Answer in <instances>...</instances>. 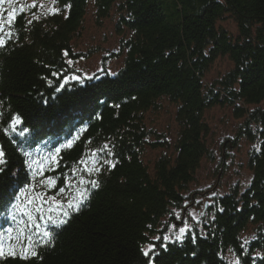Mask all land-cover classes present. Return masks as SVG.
<instances>
[{
    "label": "trees",
    "instance_id": "obj_1",
    "mask_svg": "<svg viewBox=\"0 0 264 264\" xmlns=\"http://www.w3.org/2000/svg\"><path fill=\"white\" fill-rule=\"evenodd\" d=\"M90 1L99 17H109L115 8L121 16L118 30L131 33L121 45L127 49L124 66L114 75L103 72L82 83L69 80L57 91L64 76L74 73L67 61L73 59L72 43ZM23 2L17 0L14 6ZM55 4L61 11L39 20L18 12L12 25L17 36L0 49L4 102L0 146L7 158L6 170L0 173V196L28 183L21 148L39 160L73 141L58 155L61 167L45 175L68 172L105 143L115 145L116 156L104 158L115 159L117 165L98 177L101 186L93 191L88 206L56 231L54 247L40 249L42 261L9 259L0 264H145L140 247L163 233L159 228L167 216L185 210L186 201L192 205L195 197L185 196L188 185L203 160L215 159L207 146L210 127L205 114L219 105L232 107L237 118L246 116L242 133L258 142L248 161L252 181L242 193L234 188L213 199L209 210L215 220L206 216L194 227L195 244L187 238L182 243L164 241L168 250L163 251L161 241H152L160 251L157 260L228 264V254H239L241 236L252 226L255 238L242 259L246 264H264L260 258L264 257V109L259 107L264 103V0H57ZM227 18L236 22L237 36L218 26ZM224 57L234 67L206 84V73ZM53 72L60 75L54 77ZM161 98L177 104L180 127L174 154L160 155L150 169L143 161L146 150L170 149L164 141L151 143L153 132L146 125L147 114L159 109ZM251 106L254 109L248 110ZM15 114L22 123L5 134L3 129ZM10 212L6 200L0 207V231L16 228ZM260 251L263 255L255 256Z\"/></svg>",
    "mask_w": 264,
    "mask_h": 264
},
{
    "label": "rangeland",
    "instance_id": "obj_2",
    "mask_svg": "<svg viewBox=\"0 0 264 264\" xmlns=\"http://www.w3.org/2000/svg\"><path fill=\"white\" fill-rule=\"evenodd\" d=\"M31 3L32 0H25L23 2L26 5H30ZM88 3L82 27L78 32L76 40L72 43V61L74 63L70 65V69L74 73L68 77L77 75L82 79H88L87 77H96L103 74V72L114 75L120 71L125 63L127 49L123 50L121 45L124 39H129L131 33L129 31L122 33L121 30H118L117 22L121 17L120 13L114 8L109 17H99L95 2L90 1ZM41 4L43 5L42 8L40 7ZM14 5L3 7L5 9L3 12L5 18L7 17V11L11 7H16ZM50 8H58V6L51 0H37V7L28 9L26 13L30 17L33 16V13L40 18L48 17V15L52 14L51 12H48L47 15H43V13ZM218 26L230 31L234 36L238 35L239 31L234 19L227 18L219 21ZM233 67L234 65L229 58L217 59L206 73V84L210 85L218 81V79L223 78ZM259 107L264 109V103L259 105ZM157 108L159 109L150 111L147 114L146 125L149 131L153 132L149 141L151 143L164 141L170 146V149H147L143 161H145L150 169H153L160 155L174 154L173 146L180 127L177 123L176 111L178 106L176 103L170 102L167 98H161L158 101ZM247 108L248 110L254 109L252 106ZM246 118V116L241 119L237 118L235 111L229 106L219 105L206 111L205 122L210 127L207 146L213 150L215 159H205L202 161L194 181L188 185V193H185L187 199L192 194L191 198L195 197L194 202L191 206L187 204L185 210L174 211L180 213V219H177L173 214H171V217L167 216L159 228L163 231L160 236L172 233L174 239L175 231H178L185 221L190 224H197V221L189 215L190 212L194 211L198 214L204 211L206 213L205 216H198L200 222L206 216L211 218L212 212H210L209 208L213 207V199L215 198L211 197V200L209 199L212 192H216L217 196H223L231 193L234 188H239V191L242 193L250 185L252 172L248 168V161L252 151L258 149L259 145L257 141L254 143L250 142L246 134L242 133ZM256 127V123L251 124V128H254V130ZM232 141L234 143L230 144ZM196 201H200L201 203L197 204ZM205 204H208L209 207L204 208ZM171 225H175L176 228L172 229ZM241 237L242 241L244 239H247L249 242L253 240L255 238L254 227L250 226ZM247 247L248 244L245 245L246 251H248ZM260 255H263V252L260 251L255 254L258 257ZM232 258L233 254H228V261Z\"/></svg>",
    "mask_w": 264,
    "mask_h": 264
},
{
    "label": "snow or ice",
    "instance_id": "obj_3",
    "mask_svg": "<svg viewBox=\"0 0 264 264\" xmlns=\"http://www.w3.org/2000/svg\"><path fill=\"white\" fill-rule=\"evenodd\" d=\"M16 2L17 0H0V49L6 48L9 42L13 41L17 36V33L12 29L17 13H25L28 9L37 7V0H32L30 5L20 4L19 8L11 7L7 11V17L5 18L3 16L5 11L3 5H14ZM56 2L57 0H53V3ZM40 7L42 8L43 5L41 4ZM70 7V5H65L66 9ZM60 11L61 9L59 8H50L43 15H47L48 12L58 14ZM39 18L33 13V19L39 20ZM27 23L31 24L32 20H28ZM64 55L68 56L69 53L65 51ZM67 63L72 65L74 62L68 60ZM59 75L57 72L52 73L54 77ZM87 78L91 79L92 77ZM69 79L83 82V79L77 75L64 76L63 84L56 90L59 91L64 84L68 83ZM49 84H51V81H49ZM3 103L0 100V105H3ZM0 116H3V113H0ZM21 123L22 119L19 114L12 115L9 127L3 129L4 133L8 134L9 128L15 129ZM21 135H23V132H21ZM88 142L91 143V141ZM72 145L73 141L68 140L65 144L56 148L54 153L50 152L46 157H42L39 160L32 158L31 153L21 148L22 154L27 158L24 161V165L28 169V183L23 187L14 186L7 197L0 196V207L5 206V201L7 200L11 207V219L17 224L15 229L9 227L0 231V262L9 259L25 262L30 260L42 261L43 256L40 249L54 247L56 231L68 225L74 215L79 214L88 206L93 191L101 186V181L98 177L104 171H110L117 165L115 159L104 158L105 156H116L113 151L115 145L105 143L101 148L90 150L89 154H86L68 168V172H62L59 176L45 175L46 172L55 171L61 167L58 155L63 148H71ZM6 165V153L3 146H0V173L5 172ZM78 165H83V167H78ZM69 172L71 175L68 174ZM61 177H63V180L58 186ZM50 192L52 193L51 195H49ZM217 195L216 192H212L209 199L211 200V197H216ZM196 203L199 204L201 202L196 201ZM207 207L209 205L205 204L204 208ZM219 210L223 211L222 208ZM172 214L177 219L181 218L178 212H173ZM189 215L197 221L196 226L185 221L183 226L179 227L178 231H175L174 239L172 233L163 237L157 235L140 247L145 264H159L157 257L160 256V251L157 249L156 243L152 241H161L160 249L163 251L168 250V243H164V241L182 243L187 238L191 243H196L197 235L194 227L199 226L201 223L198 216L203 217L206 213L201 211L197 214L193 211ZM211 219L215 220V216H212ZM152 227L153 225L151 224L147 225L149 229H152ZM171 228L175 229L176 226L171 225ZM145 238L147 239V233H145ZM248 243L249 241L244 239L243 243L239 245V254L234 253L228 264H246L242 257L247 255L245 245ZM228 251L233 252L232 249H228ZM192 255L196 256V253L192 252ZM260 258L264 259V257ZM220 259L224 260V257L221 256Z\"/></svg>",
    "mask_w": 264,
    "mask_h": 264
}]
</instances>
